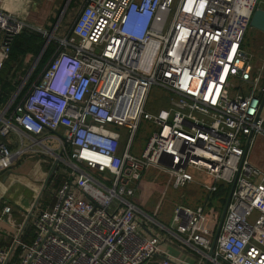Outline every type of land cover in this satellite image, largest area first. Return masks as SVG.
I'll return each mask as SVG.
<instances>
[{"label": "built area", "instance_id": "built-area-1", "mask_svg": "<svg viewBox=\"0 0 264 264\" xmlns=\"http://www.w3.org/2000/svg\"><path fill=\"white\" fill-rule=\"evenodd\" d=\"M22 2L0 0V68L24 28L58 46L12 112L39 57L0 109V170L24 151L53 154L66 167L52 206L33 218L32 237L18 233L0 248V264H144L160 238L140 231L132 198L151 164L175 187L194 180L191 169L212 178L203 183L209 193L235 179L212 253L203 204L177 205L171 226L200 253L197 264H264V169L249 158L255 136H264V63L251 77L243 43L260 0H83L62 36L19 17ZM60 66L68 74L57 93ZM235 78L248 91L233 90ZM153 87L161 95L149 111ZM142 119L155 128L138 148ZM13 131L31 142L12 150Z\"/></svg>", "mask_w": 264, "mask_h": 264}, {"label": "crops", "instance_id": "crops-1", "mask_svg": "<svg viewBox=\"0 0 264 264\" xmlns=\"http://www.w3.org/2000/svg\"><path fill=\"white\" fill-rule=\"evenodd\" d=\"M42 1L44 3L46 0H41V3H36L35 0H23L22 4L17 10V14L27 23L32 24L30 23L31 20L29 19V14L32 12L37 13L41 11L44 6V4L42 5ZM82 3L83 0L81 1L78 11ZM48 19L49 22H52V24L47 22L39 28L49 33L53 32V34L57 36L65 35V33H60L62 28L61 19H56L55 17L51 16ZM47 24L48 26L46 27ZM68 30L69 27L67 31ZM43 35L45 36V42L39 53L36 56H33L31 53L26 54L25 57H30V60L25 59V65L23 66L24 72H18L16 79H19V82L21 77L29 70L31 61H33V59L36 57H39L40 59L44 49L50 41L47 35ZM31 75L24 84V87L31 79ZM11 97L8 99L6 104L9 103ZM20 135L22 134L13 131L7 138L11 149L14 151H17L20 147L19 140L25 141L27 143L31 142L29 137L22 135L21 138ZM49 145L55 152L59 151L58 145L56 143L50 142ZM54 161L55 155L53 154L51 155L45 152L24 151L16 156L10 167L0 170V248L8 247L12 243L14 237L18 235V233L23 240L28 241L33 235L34 230L32 221L35 214L52 206L55 200V194L54 198L51 199L49 196L46 197V195H44L45 191L53 184V179H51V176L56 170L57 166L62 165V171H64L63 169L66 167L61 161H58L49 177L46 186L43 188L42 186L44 181L49 175ZM55 191L56 188L54 193ZM142 202L143 201L140 202L138 200L135 202V204L142 210V212L137 213L139 229L142 233L155 234L160 238V250L147 259L144 264H164L163 260L167 261L165 264H197L200 260V253L192 245L185 243L181 239L180 235L172 228L171 221L168 223V219L170 217L169 212L167 211L164 213L158 210L154 211ZM5 206H10L9 213H5L3 211ZM215 209H217V207H215ZM216 212L212 213L205 223V231L212 238L214 236L219 219V217L217 218L216 216Z\"/></svg>", "mask_w": 264, "mask_h": 264}, {"label": "rangeland", "instance_id": "rangeland-1", "mask_svg": "<svg viewBox=\"0 0 264 264\" xmlns=\"http://www.w3.org/2000/svg\"><path fill=\"white\" fill-rule=\"evenodd\" d=\"M36 3H41V0H35ZM82 0H46L41 11L37 13H30L29 19L35 26H42L49 22V17H55L61 19L62 28L60 33L66 34L68 27L73 21L78 11V8ZM260 6L264 8V0H260ZM48 20V21H47ZM48 24L46 25V27ZM244 48L251 54L252 73L251 77L255 75L259 67L264 63V32L248 26L244 36ZM264 75V66H263ZM264 82V80H262ZM233 90L248 91L249 83L238 78L233 80ZM161 95V89L153 87L149 95V101L146 105V110L154 111V106L157 103L158 97ZM164 104V102L162 103ZM264 114V105L262 109ZM155 128L147 119H142L137 132L136 146L139 148L143 146L148 134ZM50 144L49 141H46ZM250 160L264 169V136L256 135L253 143L249 149ZM194 174V180L188 182L184 186H174L173 176L164 170L163 167L151 164L145 170L143 176L138 182L136 192L133 196V201H143L152 210H158L170 214L168 223L172 218V213L177 205H186L189 207H195L200 204L204 206V214L206 221L209 219L212 213H215L217 218L220 216L222 206L224 203L223 198L228 192L230 184L219 181L217 182L218 190L209 193L204 190L203 183H211L213 180L210 176L204 174L202 171L191 169ZM57 185L53 184L45 191L46 197L54 198V190ZM217 207V209H215Z\"/></svg>", "mask_w": 264, "mask_h": 264}, {"label": "trees", "instance_id": "trees-1", "mask_svg": "<svg viewBox=\"0 0 264 264\" xmlns=\"http://www.w3.org/2000/svg\"><path fill=\"white\" fill-rule=\"evenodd\" d=\"M44 42L45 36L41 32L29 28H24L19 34L14 36L10 44L9 55L0 68V108L6 104L12 93L15 91L17 84L19 83V79L16 78L18 76V72H24L23 66L25 65L24 60L26 54L31 53L33 56H36L41 50ZM57 46L58 42L55 39H50L32 72L31 79L15 98L14 102L8 109V114L12 112L14 105L18 101L21 94L29 87L31 81L44 67L52 54L55 52ZM63 175L64 173L62 171V165L57 166L56 170L51 176V179H53L55 185L60 183ZM223 195H227V192H225ZM225 198H223L224 201Z\"/></svg>", "mask_w": 264, "mask_h": 264}, {"label": "water", "instance_id": "water-1", "mask_svg": "<svg viewBox=\"0 0 264 264\" xmlns=\"http://www.w3.org/2000/svg\"><path fill=\"white\" fill-rule=\"evenodd\" d=\"M250 25L252 27L264 32V8L263 7H257L254 10V12H253V14L251 16V19H250ZM263 101H264V92H263L262 97H261V103ZM251 137H252V134H249L248 137H247V140H246V143H245V147H244L245 153L247 152V150L249 148V145H250V142H251ZM0 138L5 140V137H3V136L0 137ZM57 163H58V159H55L54 164L51 167L50 173L47 176L46 180L44 181V184L42 186L43 188L46 186V184H47V182L49 180V177L52 174V172H53V170H54V168H55ZM234 184H235V179L231 182L229 190L227 192V195H226V198H225V201H224V204H223V207H222L219 219H218L216 230H215L214 236L212 238V243H211V248L209 250V253L213 252V248L215 246L216 239H217V236L219 234V231H220V228H221V225H222V222H223L226 210H227V206H228L230 198H231V194H232V191H233ZM203 264H206V262H204Z\"/></svg>", "mask_w": 264, "mask_h": 264}, {"label": "clouds", "instance_id": "clouds-1", "mask_svg": "<svg viewBox=\"0 0 264 264\" xmlns=\"http://www.w3.org/2000/svg\"><path fill=\"white\" fill-rule=\"evenodd\" d=\"M67 74H68V70L63 66H60V68L57 70L54 79L51 83V88L57 93H62L65 90L62 80L63 77L66 76Z\"/></svg>", "mask_w": 264, "mask_h": 264}]
</instances>
